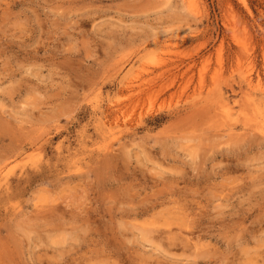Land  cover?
Masks as SVG:
<instances>
[{"label":"rangeland","instance_id":"rangeland-1","mask_svg":"<svg viewBox=\"0 0 264 264\" xmlns=\"http://www.w3.org/2000/svg\"><path fill=\"white\" fill-rule=\"evenodd\" d=\"M263 125L264 0H0V264H264Z\"/></svg>","mask_w":264,"mask_h":264},{"label":"bare ground","instance_id":"bare-ground-1","mask_svg":"<svg viewBox=\"0 0 264 264\" xmlns=\"http://www.w3.org/2000/svg\"><path fill=\"white\" fill-rule=\"evenodd\" d=\"M131 87H133V86H131ZM128 88V87H127ZM128 90V89H127ZM118 112V111H117ZM264 126V125H263ZM146 237V236H145Z\"/></svg>","mask_w":264,"mask_h":264}]
</instances>
